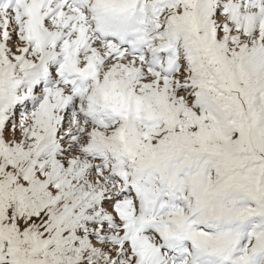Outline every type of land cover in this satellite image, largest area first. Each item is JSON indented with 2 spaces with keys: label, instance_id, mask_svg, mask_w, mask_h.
Returning <instances> with one entry per match:
<instances>
[{
  "label": "snow or ice",
  "instance_id": "1",
  "mask_svg": "<svg viewBox=\"0 0 264 264\" xmlns=\"http://www.w3.org/2000/svg\"><path fill=\"white\" fill-rule=\"evenodd\" d=\"M0 264H264V0H0Z\"/></svg>",
  "mask_w": 264,
  "mask_h": 264
}]
</instances>
